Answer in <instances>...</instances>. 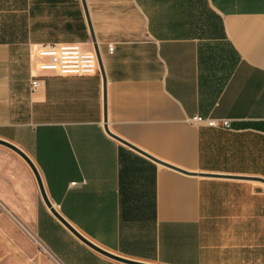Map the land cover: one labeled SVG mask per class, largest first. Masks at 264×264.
Returning a JSON list of instances; mask_svg holds the SVG:
<instances>
[{
    "label": "crops",
    "instance_id": "1",
    "mask_svg": "<svg viewBox=\"0 0 264 264\" xmlns=\"http://www.w3.org/2000/svg\"><path fill=\"white\" fill-rule=\"evenodd\" d=\"M92 34L107 127L142 152L106 132L101 73L35 70L40 45L96 51ZM0 139L31 159L61 216L114 254L264 264V0H0ZM0 207L59 264H126L60 225L1 145Z\"/></svg>",
    "mask_w": 264,
    "mask_h": 264
},
{
    "label": "built area",
    "instance_id": "2",
    "mask_svg": "<svg viewBox=\"0 0 264 264\" xmlns=\"http://www.w3.org/2000/svg\"><path fill=\"white\" fill-rule=\"evenodd\" d=\"M113 46L108 45V51H112ZM35 56L39 60L35 64V70L40 73L50 72L54 75H95L100 73L98 57L96 51L85 50L79 43H45L40 45L35 51ZM40 79L34 74L29 77V91L33 92L39 85ZM194 122H203L211 127H229L227 119L204 118L193 116L190 118ZM36 245L45 253L43 245L32 237Z\"/></svg>",
    "mask_w": 264,
    "mask_h": 264
},
{
    "label": "water",
    "instance_id": "3",
    "mask_svg": "<svg viewBox=\"0 0 264 264\" xmlns=\"http://www.w3.org/2000/svg\"><path fill=\"white\" fill-rule=\"evenodd\" d=\"M84 4V2H83ZM84 9H85V14H86V18H87V21H88V24L90 25V22H89V16H88V12H87V9H86V6L84 4ZM92 41L94 43V47H95V50H96V54H97V57H98V62H99V68H100V73H101V76H102V82H103V85H102V96H103V121H104V128L106 130V132L111 135L112 137L116 138L117 140L121 141L122 143L140 151V149L136 148L134 145L128 143L127 141H124L123 139H121L120 137L114 135L111 131H109L108 127H107V124H106V121H107V116H106V78H105V73H104V68H103V63H102V58H101V55L99 53V50L96 46V41L93 37V34H92ZM0 145L3 146V147H6L7 149L11 150L12 152H14L15 154H17L24 162L25 164L27 165V167L29 168V170L31 171L33 177H34V180H35V184H36V187H37V190H38V193H39V196H40V199H41V202L42 204L44 205V207L46 208V210L48 211V213L60 224L62 225L65 229H67L73 236H75L80 242H82L84 245H86L87 247H89L90 249H92L93 251L97 252L98 254L102 255V256H105L107 258H110L112 260H115V261H118V262H121V263H126V264H148V263H143V262H140V261H135V260H132V259H128L126 257H123V256H120V255H117V254H114L98 245H96L94 242H92L91 240H89L88 238H86L82 233H80L73 225H71L67 220H65L61 214L57 211V209L53 206V204L51 203V201L47 198L46 194H45V190L43 188V185H42V182H41V179L39 177V174H38V171L35 167V165L33 164V162L31 161V159L20 149L18 148L17 146H15L14 144L8 142V141H5V140H2L0 139ZM142 152V151H140ZM145 154V153H144ZM147 155V154H146ZM149 156V155H148ZM152 159H154L155 161H157L158 163L160 164H163L165 166H168L170 168H173V169H176V170H179V171H182L181 169H178L172 165H169L163 161H160L158 159H155L153 157H151Z\"/></svg>",
    "mask_w": 264,
    "mask_h": 264
},
{
    "label": "rangeland",
    "instance_id": "4",
    "mask_svg": "<svg viewBox=\"0 0 264 264\" xmlns=\"http://www.w3.org/2000/svg\"><path fill=\"white\" fill-rule=\"evenodd\" d=\"M8 212L0 207V264H59L50 252L45 253L36 245L23 225L17 223L18 219Z\"/></svg>",
    "mask_w": 264,
    "mask_h": 264
},
{
    "label": "trees",
    "instance_id": "5",
    "mask_svg": "<svg viewBox=\"0 0 264 264\" xmlns=\"http://www.w3.org/2000/svg\"><path fill=\"white\" fill-rule=\"evenodd\" d=\"M229 75H230V73L228 74V76H229ZM228 76H227V77H228ZM225 81H226V78H225V80H224L223 82H225Z\"/></svg>",
    "mask_w": 264,
    "mask_h": 264
}]
</instances>
